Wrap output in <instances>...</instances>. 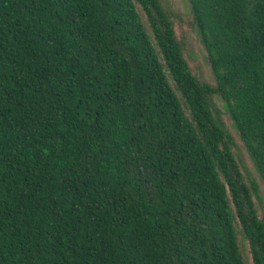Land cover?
Masks as SVG:
<instances>
[{"label":"trees","instance_id":"obj_1","mask_svg":"<svg viewBox=\"0 0 264 264\" xmlns=\"http://www.w3.org/2000/svg\"><path fill=\"white\" fill-rule=\"evenodd\" d=\"M0 0V264H264V0ZM144 16V18H143Z\"/></svg>","mask_w":264,"mask_h":264},{"label":"rangeland","instance_id":"obj_2","mask_svg":"<svg viewBox=\"0 0 264 264\" xmlns=\"http://www.w3.org/2000/svg\"><path fill=\"white\" fill-rule=\"evenodd\" d=\"M163 6L172 13L175 25V32L177 38L181 41L184 48V56L188 61L193 72L203 81L210 84L214 83V79L209 65L205 61L206 52L199 42L195 30L190 24L191 15L189 13V5L187 0H161ZM144 18V16H143ZM145 19V18H144ZM218 108L221 110L222 117L226 124L227 129L232 134L236 146V152L239 167L244 174L245 178L250 181H256L259 185V200L255 199L258 214L264 215V181L261 179L251 162L248 153L238 137L235 129L231 124V120L225 113L220 102L217 103ZM244 253L247 256V264H252L248 246L244 247Z\"/></svg>","mask_w":264,"mask_h":264}]
</instances>
